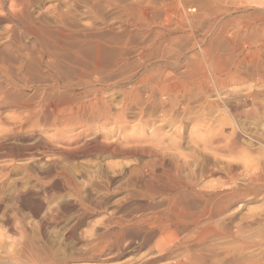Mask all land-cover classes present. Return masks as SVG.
<instances>
[{
  "label": "rangeland",
  "instance_id": "obj_1",
  "mask_svg": "<svg viewBox=\"0 0 264 264\" xmlns=\"http://www.w3.org/2000/svg\"><path fill=\"white\" fill-rule=\"evenodd\" d=\"M17 1L0 0L4 53L11 49L20 56L19 49L29 48L33 55L43 54L44 42L61 54L99 49L107 52L101 54L105 57L125 55L123 66L133 63L122 75L127 83L96 78L100 83L86 76L89 94L74 92L87 103L101 96L112 119H58L57 125L52 119L28 121L20 108L0 107L2 260L264 264V0H224L222 7L217 0ZM145 1L153 2L148 6ZM143 6L152 10L145 15ZM219 36L214 55L207 57L202 50ZM68 42L81 46V52ZM149 52L163 56L164 74L174 72L181 80L172 95L162 96L168 101L163 113L151 116L147 84L136 83L139 97L123 91L146 74L138 59ZM188 60L196 66L186 68ZM46 83L53 86L52 80ZM55 99L48 103L64 107ZM173 166L197 178L199 196L189 204L187 222L165 232L166 195L160 190L166 184L169 188L171 179L160 174ZM203 171L209 172L199 177ZM153 187L159 192H152ZM8 220L12 232L6 229ZM108 232L122 236L121 253L111 257L105 256L112 241L105 237ZM145 239L148 245L141 241ZM168 243L173 247L166 251Z\"/></svg>",
  "mask_w": 264,
  "mask_h": 264
},
{
  "label": "bare ground",
  "instance_id": "obj_2",
  "mask_svg": "<svg viewBox=\"0 0 264 264\" xmlns=\"http://www.w3.org/2000/svg\"><path fill=\"white\" fill-rule=\"evenodd\" d=\"M25 1L23 3H26ZM222 1H224V0H217V1H215V3L217 2V5H220ZM145 2L147 3L146 5L149 6V5L152 4L153 1L152 2L151 1H145ZM17 4H19V3H17ZM146 5H144V6H146ZM156 5L160 6L161 4L160 5L159 4H156ZM200 5H201V3H200ZM137 7H138V4H137ZM150 7H149V9H150ZM221 7H222V4H221ZM132 8L133 7H131L130 10H132ZM134 8H136V7H134ZM157 9H158V7H157ZM200 9H201V7H200ZM151 10H152V8H151ZM151 10H148L147 7H144L142 9V11H144V13L146 12L145 15H147L148 14V11H151ZM134 11H136V10H134ZM12 12H13V10H12ZM24 13H26V12H24ZM5 14H6V12H5ZM5 14H4V16L2 15L3 18L5 17ZM14 15L17 16L18 14H14ZM2 16H1V18H2ZM19 16H20V14L17 16V18ZM165 16L167 17V14ZM20 17H22V15ZM7 19H8V16H7ZM164 22H165V19H164ZM33 30L34 29L31 30L32 33L34 32ZM41 31H39L38 34ZM16 37H18V36H16ZM37 37H39V36L37 35ZM43 38L44 37H42L41 40L44 41ZM47 38H48V36H47ZM57 39H59V38H57ZM57 39L55 41H57ZM75 39L76 40H79L77 38H75ZM220 39H221V36H219L218 39H216L214 41V43L207 42L208 45L206 46V48H205V46H203L205 49L202 50V52H205L207 57L210 56V55H212L211 53H213L214 51L211 52V50H213V48H215V49L217 48V44H220ZM16 40H15V42H17ZM41 40H40L39 43L43 42ZM211 40H214V39H211ZM7 41H5V43H7ZM35 41H36V39H35ZM65 41H63V43H65ZM174 41H176V40H174ZM36 42H38V41H36ZM22 43H21V45H22ZM43 43L41 45V49L43 50V54H39L38 52H36V50L33 51V52H36L39 55H35V54L33 55L31 53L32 51L29 52V50H27L29 48H27V49H21V50L19 49V51H20L19 53H21L20 56L13 55V53L11 54V52L9 53V51L11 49L9 51L6 50L5 53H4V51H2L0 49V107H2V106H4V107L5 106H11V107H14V108L15 107L16 108H20L22 110L21 113H22L23 118L27 119L28 121L29 120L31 121L32 119H36V120H42L43 122H47L48 119H52L53 120V123H54V120H57V122H58L59 121L58 119H68V121H69V119H78L79 120V119H84L86 117H88L87 119L90 118L91 120H97V121L98 120H101V119H104V120L112 119L109 116V115H111V112L109 111V107H108L109 104L101 96L100 97H97V96L95 97L94 96V101L92 102L89 99L90 102L87 103V100L88 99L85 100L86 101L85 102L84 100H82L83 97H81V95L78 94L80 97H77L74 94V92H75V90L82 89V92H80V93L86 92L87 95L89 94V92H87V90H89L88 85L91 83L90 82L91 79H89V80H88V78L86 79L85 78L86 76H90L91 78H94V79L101 78L103 80L105 79V80H108V81L110 79H117L118 83H127L128 82L127 81V78L122 77V75L124 74L125 70L130 69L131 63H133V62H131L130 64H128L129 62L128 63L126 62V64H124V66H123V60L124 59L122 60V58L125 55L122 58L121 57L117 58V57H114L116 54L114 55V53H113V56H111V55L109 56L107 54L108 57H105V56H103L101 54L106 55L105 53H107V52L100 54L99 53L100 51L98 52L99 49H95V51L92 52L93 54H91V53H81V54L80 53H78V54L75 53V54H71L66 49L68 54H64L63 52H62L63 54H61V53H58L56 51L58 49L57 47H56L55 50H53V49H50L46 44H43ZM54 43L55 42L53 40V44L52 43L51 44L54 45ZM9 44H11V43H9ZM18 44H20V43H18ZM32 44H34V43H32ZM61 44H62V42H61ZM69 44H68V47L69 48H72V44H74V43H69ZM83 44L84 43H82V46H83ZM64 45H66V43ZM85 45L86 44H84V46ZM170 45L171 46L175 45V42L172 45L171 39H170ZM8 46H10V45H8ZM23 46H24V44H23ZM88 46L89 45H87V47ZM198 46H199V44H198ZM5 47H3V49ZM50 47H51V45H50ZM54 47H55V45H54ZM63 47H65V46H63ZM90 47L88 49H90ZM160 47H163V46L160 45ZM203 47H202V49H203ZM6 48L8 49V47H6ZM15 48L17 49V46ZM73 48L76 49L77 52L78 51L81 52V50H80L81 49V46H78L77 44H74V47ZM83 48H82V50H84ZM171 49L172 48H170V50ZM12 50H14V49H12ZM72 50L73 49H71L70 52H72ZM163 50H160V51H163ZM90 52H91V50H90ZM14 53H16V51ZM149 53H151V52H149ZM213 55H214V53H213ZM118 56H121V55L119 54ZM210 57H212V56H210ZM137 58H138V56H137ZM162 58H163L162 55L161 56H156L154 54V52L151 53V54H147L146 56L139 57V59H138L139 63L140 62H143L144 66H146V69H147L146 70V74L143 77H141L140 80L136 81L135 83L134 82L133 83H130V85H129L130 87L129 88L127 87L128 89L125 88V90H123L124 93H125V95L127 93V94L132 95V96H137L138 95V87L139 86L136 85V83H139V85L142 84V83H144L145 85L147 84V86L149 88V96H148L149 98H148V100L150 102V104H149L150 105V111L148 112L147 116H151L153 114H157L158 112H161L162 108L165 107V102H166L165 100H163L162 96L168 98L169 95H172L174 93V91L179 87L178 86L179 85V82H181V80H178V76L175 75V74H173L174 72L172 74H170L171 72L170 71H167L164 74L161 71V70H163L162 69L163 68L162 62L164 60V59L162 60ZM176 58H177V56H176ZM187 59H189V58H187ZM173 61H171V62H173ZM188 61H190V62L187 64L186 68L187 67L196 66V63H191L192 60H188ZM174 63H173V65H174ZM215 63H218V62H215ZM179 65H176V66H179ZM135 67H136V65H135ZM177 68H179V67H177ZM167 70H169V68ZM139 71H141V70H139ZM187 71H188V69H187ZM187 71H186V73H187ZM139 74H140V72H139ZM162 74H163V76H162ZM53 75H54V77L52 79V76ZM189 76H190V74H189ZM70 78H74L75 79L74 80V83H71L69 81ZM101 79H99L100 81H98V80L97 81L100 82V83L103 82V81H101ZM48 80H50V81L52 80L53 86H49L47 83H46V85L44 84V82L45 81L48 82ZM72 81H73V79H72ZM97 81H94V82H97ZM60 82H61V84H60ZM115 84H117V83H115ZM93 89H95V88H93ZM101 91L103 92L102 89H101ZM92 93H94V92H92ZM93 95H95V94H93ZM97 95H98V93H97ZM84 96H85V94H84ZM89 96H91V93H90ZM138 97H139V95H138ZM138 97H137V99H138ZM142 97H143V95H142ZM54 98H56V99L58 98L61 101H63L62 102V105L64 107L60 108L59 106L56 105L57 107L60 108V109L57 110L56 109L57 107H55L53 104L48 103V102H50V100L52 101V99H54ZM57 102H59V100ZM169 102H171V101H169ZM166 103H168V101ZM126 105H124V107H122V109L120 110V113L118 114L119 115V118H121V119H124V117H125V110H127V106ZM172 105H173V103H172ZM161 113H163V112H161ZM138 114H140L142 116V111L140 110V112ZM111 116H113V115H111ZM147 118H149V117H147ZM60 121H62V120H60ZM66 122H67V120H66ZM72 122H73V120H72ZM0 123H1V121H0ZM59 123L60 122H58L57 125H59ZM63 123L66 124L65 121ZM33 124H35V123H33ZM37 126H38V124H37ZM41 146H43V145H41ZM0 148H1V145H0ZM29 149H30V147H29ZM104 149H106V148H104ZM140 150L144 152L145 151V148L142 147ZM127 153H129V152H126V154ZM209 171H211V170H209ZM182 172H183V170H182ZM182 172L180 173L179 170H178V168H176L175 166H173V167H169V168L163 169L162 173L160 174V176H162V177H168V178L171 179V181H170L167 178L170 181L169 182L167 180L168 183H170L169 184L170 185L169 188H167V184H166V187L164 186V188L160 190L162 193H164L166 195V207H165V210H164L165 211V214L162 217V219H164L163 222L166 223V225H164L162 227V228H164L165 232H170L171 231V229H170L171 226L177 227V225L180 224V222H185V223L187 222V220L189 219V214H188L189 211H187L188 210V207H189V204H191L192 199H194V198H197L198 199V196H199V193L196 191V188H195L198 185L197 184V178L193 177V175H192V173L190 171H186L183 174H182ZM208 172H204V171L201 172L199 174V177H204L205 175L208 174ZM153 177H158V176L157 175H154ZM151 183H152V181H151ZM152 186H153V184H152ZM156 191L159 192V190L156 187H153V191L152 192H156ZM6 229L11 230V232L14 230V226H13V224H12V222L10 220H8V228H6ZM0 237H3V236H0ZM105 237L112 238L111 245H110V250H109V252L105 256H109V255L114 256V255H118L119 253H121L120 252V243H121V240H122V238H121L122 236L120 234L113 235V234H110V232H108V233L105 234ZM138 238L139 237H136V240ZM141 241L144 242V245H148L149 244L148 243L149 240H147V239L141 240ZM170 244L171 243H168L164 247V250H166V251L171 250V248L173 246L171 247ZM129 246H130V244H127V247L128 248H129ZM14 252H12V253H14ZM7 253L8 252H6V254ZM111 256H109V257H111ZM2 258L3 257L0 256V264H7V261H3ZM105 258H108V257H105Z\"/></svg>",
  "mask_w": 264,
  "mask_h": 264
}]
</instances>
